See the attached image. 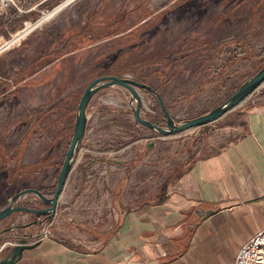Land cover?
<instances>
[{"label": "rangeland", "instance_id": "obj_1", "mask_svg": "<svg viewBox=\"0 0 264 264\" xmlns=\"http://www.w3.org/2000/svg\"><path fill=\"white\" fill-rule=\"evenodd\" d=\"M65 1L0 0V210L24 189L52 196L79 98L95 78L128 77L148 85L160 95L175 123L183 124L225 102L264 65V0H101V4L90 0L97 12L93 23L107 21L105 28L119 33L83 43L75 42V33L92 21L81 16L82 11L75 13L79 0L53 15ZM123 10L125 18L111 23ZM139 93L143 111L149 115L142 116L151 121L161 111L158 101L148 92ZM263 93L264 83L216 122L159 139V155L139 164L145 143L122 152L123 147L140 139L164 137L136 124L135 105H128L130 95L125 89L102 90L89 102L92 107L104 102L96 108L99 119L104 118L97 121L95 131L102 142L89 146L87 154L135 158L131 170L134 166L140 170L132 176L131 198L154 201L162 182L186 158V149L192 148L193 157H199L204 139H194L197 130H203L202 137L210 136L212 143L223 142L240 124L241 112ZM83 150L81 145L74 157L57 216L55 212L36 225L41 218L12 214L0 222L4 233L0 247L15 244L18 238L34 242L39 238L32 236L35 232L55 239L70 236L68 241L86 247L104 242L116 225L110 222L109 208L99 204L108 198L107 185L115 177L86 169L90 157L83 166ZM19 205L36 210L45 207L32 195ZM30 224V229L22 228ZM6 252L0 248V260Z\"/></svg>", "mask_w": 264, "mask_h": 264}, {"label": "crops", "instance_id": "obj_2", "mask_svg": "<svg viewBox=\"0 0 264 264\" xmlns=\"http://www.w3.org/2000/svg\"><path fill=\"white\" fill-rule=\"evenodd\" d=\"M99 103L104 104H89L80 159L84 166L90 157L86 169L115 177L107 185L108 198L99 205L109 208L110 222L116 226L98 247L70 242V236L42 238L35 232L32 236L39 238L28 241L33 247L14 264H232L239 249L264 229V93L241 112L240 124L223 142L212 143L210 136L202 137L203 130H197L194 139H204L199 157H193L192 148L186 149V158L162 182L154 201L131 198L132 176L140 170L136 166L131 170L135 158L87 154L89 146L102 142L95 135L97 121L104 119L97 114ZM159 139L168 138L133 141L122 152L144 142L141 164L159 155ZM139 183L143 185V180ZM60 205L61 198L55 216Z\"/></svg>", "mask_w": 264, "mask_h": 264}, {"label": "water", "instance_id": "obj_3", "mask_svg": "<svg viewBox=\"0 0 264 264\" xmlns=\"http://www.w3.org/2000/svg\"><path fill=\"white\" fill-rule=\"evenodd\" d=\"M71 1L73 0H67L58 7H56L54 9L55 11L53 10V15L60 11L66 5H68ZM263 83L264 65L253 77L246 80L225 102H223L222 104H220L219 106L212 109L206 114L188 120L183 124H176L174 119L169 115L168 111L166 110L160 95L148 85L139 83L135 80L129 79L128 77L100 76L95 78L85 87L79 98L75 114V122L72 137L70 139L67 151L61 164V168L57 176L52 196H46L40 191L32 188L19 191L10 198L8 205L0 210V222L7 219L12 214L24 213L41 218L42 220L34 222V224L36 225H41L46 220L51 219L55 215L59 198L64 190L67 178L74 162V157L79 151V148L82 145L83 138L86 134L89 119L87 114L89 102L91 101L93 96L96 95L98 92L114 87L125 89L130 95L129 105H135L132 108V116L136 124L158 134L159 136L169 137L188 130L205 127L211 123L216 122L226 113L238 107ZM140 91H146L157 99L160 110L165 118L164 127L156 125L151 121L143 118L142 111L144 110V101L143 97L139 93ZM151 146L152 144H149L148 147L150 148ZM28 195L34 196L45 207L43 209L36 210L25 206H20V200L24 199ZM207 214L208 213H206V215ZM26 227L27 226H23L22 228ZM6 231L9 232L11 231V229ZM2 233L3 232H0V234ZM32 247V245L28 244L27 239L18 238L15 241L13 247L11 248L9 254H7L4 259L0 260V264L16 263L20 260L23 251L30 250ZM9 249L10 248H5L4 246L1 247V250L8 251Z\"/></svg>", "mask_w": 264, "mask_h": 264}, {"label": "trees", "instance_id": "obj_4", "mask_svg": "<svg viewBox=\"0 0 264 264\" xmlns=\"http://www.w3.org/2000/svg\"><path fill=\"white\" fill-rule=\"evenodd\" d=\"M84 2L83 5H80L79 7H76L78 5L79 2ZM96 2H98V4L102 3L101 0H96ZM91 1L90 0H79L76 4H75V13H79V12H86V14H83L81 12V16H86L88 17V21H92L91 23H88L89 25L84 28H82L81 30H79L78 32L75 33V42H85V40H88L90 42H95V41H99L105 38H109L113 35L118 34V29L115 30H107L105 28L106 24H108L107 21L105 22H99L98 24H94L93 21L96 18L97 12L95 11L96 7L93 9L91 6ZM97 5V4H96ZM86 8V10H84ZM84 10V11H83ZM91 11H93L91 13ZM83 14V15H82ZM92 14V15H91ZM126 16L125 11L123 10L121 13L117 12V15H114L112 17V19L110 21H112L111 23H119V19H124ZM62 20L65 18L64 14H62L61 16ZM82 42V43H83ZM152 123L156 124V125H160V123L165 122L164 120V115L163 113L160 111V113L158 114V116L156 118H153V120H151Z\"/></svg>", "mask_w": 264, "mask_h": 264}, {"label": "built area", "instance_id": "obj_5", "mask_svg": "<svg viewBox=\"0 0 264 264\" xmlns=\"http://www.w3.org/2000/svg\"><path fill=\"white\" fill-rule=\"evenodd\" d=\"M43 237H46L45 233ZM263 251L264 229L239 249L232 264H259Z\"/></svg>", "mask_w": 264, "mask_h": 264}, {"label": "bare ground", "instance_id": "obj_6", "mask_svg": "<svg viewBox=\"0 0 264 264\" xmlns=\"http://www.w3.org/2000/svg\"><path fill=\"white\" fill-rule=\"evenodd\" d=\"M48 17H43V19H42V21H40V24H42L44 21H46V19H47ZM264 253H263V255H262V257H261V261L259 262V264H264Z\"/></svg>", "mask_w": 264, "mask_h": 264}, {"label": "flooded vegetation", "instance_id": "obj_7", "mask_svg": "<svg viewBox=\"0 0 264 264\" xmlns=\"http://www.w3.org/2000/svg\"><path fill=\"white\" fill-rule=\"evenodd\" d=\"M42 193V192H41Z\"/></svg>", "mask_w": 264, "mask_h": 264}]
</instances>
